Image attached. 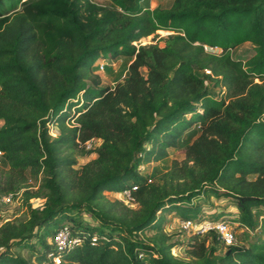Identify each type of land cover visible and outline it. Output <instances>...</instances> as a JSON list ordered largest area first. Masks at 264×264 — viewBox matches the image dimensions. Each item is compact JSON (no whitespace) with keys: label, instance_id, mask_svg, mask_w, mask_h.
I'll list each match as a JSON object with an SVG mask.
<instances>
[{"label":"trees","instance_id":"trees-1","mask_svg":"<svg viewBox=\"0 0 264 264\" xmlns=\"http://www.w3.org/2000/svg\"><path fill=\"white\" fill-rule=\"evenodd\" d=\"M149 1L0 0V166L39 181L36 192L25 180L0 184V198L25 188L29 213L0 225V264H264V0ZM161 30L185 36L134 45ZM247 43L254 55L235 59ZM120 58L124 78L104 86L97 63ZM93 139L97 157L77 174V154ZM172 149L185 159L144 169ZM128 190L137 209L106 197ZM212 197L238 215L206 217ZM41 198L44 208L30 204ZM171 214L229 222L254 238L171 242ZM65 226L79 246H56ZM181 247L187 261L173 254Z\"/></svg>","mask_w":264,"mask_h":264},{"label":"rangeland","instance_id":"rangeland-1","mask_svg":"<svg viewBox=\"0 0 264 264\" xmlns=\"http://www.w3.org/2000/svg\"><path fill=\"white\" fill-rule=\"evenodd\" d=\"M171 0H152L150 2L151 8H156V7H168L169 3ZM168 34H160L156 33L153 36L149 38H145L144 40L141 41L143 45H151V44H156L160 42L161 39L167 38ZM254 55V47L253 45L247 43L244 44L238 48H236L234 51H232V56L235 59H241V60H248ZM127 59L126 58H120L118 60H115L114 62H110L108 60L106 61H99L97 64H107V66L110 67V71L105 70V71H99L98 74L103 80V85L104 86H110L114 87L115 84L119 81L122 80L123 75L125 74L126 70V64ZM220 90L218 89L217 92ZM2 126V122H0V127ZM81 152H78L77 154V165L73 167L74 171H77V174L81 175V171L83 168L89 166L97 157V155L91 151H86V149H81ZM94 151V150H93ZM185 159V150L184 149H172L169 151V157L162 163H153L149 166L144 167L146 168V171H151L154 167H160L165 169H168L171 167V164L174 161L182 162ZM73 176V174L71 173ZM10 177L12 178V181L15 183H21L23 180L26 182L24 183L25 186L29 187V190L32 192H36L39 189V181L36 180L33 176L30 175L29 172H25L21 177L18 176L15 173H12L9 168L0 166V184L6 186L7 183L10 181ZM25 189V188H23ZM22 190V189H21ZM7 195V194H4ZM106 197L111 200H119L122 199L120 198V194H113V193H107ZM24 198L21 196L13 205H8L4 206L3 204H0V225L4 224L6 222H17L20 223L22 221H25L29 218V213L28 209L23 203ZM30 204H32L34 207L37 209H42L46 205V199L41 198V199H31ZM126 205V204H125ZM127 207V206H126ZM130 208V207H128ZM138 208V207H137ZM136 207L130 208V209H137ZM206 212L205 216L209 218V214H214V211L217 209H221V212H226V213H237L235 212V208L231 206L226 200H218L215 197H212L209 199V204H206ZM238 215V214H237ZM233 216V215H232ZM228 216L231 218H228L227 221L232 222L233 217ZM235 218V216H234ZM84 219L87 223L93 224V220L88 216L85 215ZM169 220L168 224L165 226L166 234L170 236L171 242H182V241H188L190 240L193 236L192 233H187L183 232L178 228L179 224V218L178 216H175V214H171L170 216L167 217ZM235 230V235L237 242L239 245L243 244H248L250 240L254 238V235L252 233L246 234L244 233L243 230H240L237 226L232 225ZM156 235V232H148L146 235H144V239L146 242H150L151 238ZM259 235V234H258ZM257 235V236H258ZM14 253L22 255L26 259H32V254L29 250H23V249H15L13 250ZM222 252V251H221ZM174 256L179 259L180 261H187L188 260V254L186 253V248L181 247L179 249H175L173 251Z\"/></svg>","mask_w":264,"mask_h":264},{"label":"built area","instance_id":"built-area-1","mask_svg":"<svg viewBox=\"0 0 264 264\" xmlns=\"http://www.w3.org/2000/svg\"><path fill=\"white\" fill-rule=\"evenodd\" d=\"M157 33H160V34L166 33L168 34L167 36H171L174 34L185 36L183 32L176 33L175 31H164V30L162 31L161 30V31H157ZM141 41L134 43V45L137 47L143 45ZM204 49L207 53H210V54L219 55L221 53V49L219 48H211L208 46H204ZM99 65H100V71L101 70L105 71V67L107 66V64L106 65L99 64ZM206 73L211 74L210 71H206ZM71 125H75V123L71 122ZM49 128H50L51 137L57 138L59 135L58 127L56 125H49ZM98 144H99V141L93 139L87 142L84 145V147L87 151H91V150H94ZM2 155L3 153L0 152V156ZM0 165H1V162H0ZM24 190L25 189H22L17 193H11V194L2 196L0 198V204H3L4 206L13 205L15 201H17L22 196ZM120 195H121L120 198H122L120 199V201L123 202L124 205L126 204V206L130 208L138 207L136 199L133 196L131 191L129 190L125 191ZM178 228L183 232L192 233V236H202L203 237V236L208 235L211 232H215L217 235V238L225 247L237 245V239H236L234 227H232V224H230L229 222H225V221L213 222L209 220L208 218H204L203 221H196V220L195 221L194 220L179 221ZM54 243L56 244L58 248L65 250V249H70V248L79 246L82 243V240L74 237L71 229L68 226H65L63 229L58 231V233L56 234ZM54 261L57 264H60V258H55Z\"/></svg>","mask_w":264,"mask_h":264},{"label":"crops","instance_id":"crops-1","mask_svg":"<svg viewBox=\"0 0 264 264\" xmlns=\"http://www.w3.org/2000/svg\"><path fill=\"white\" fill-rule=\"evenodd\" d=\"M236 212V211H235ZM237 213H235V217H236Z\"/></svg>","mask_w":264,"mask_h":264}]
</instances>
